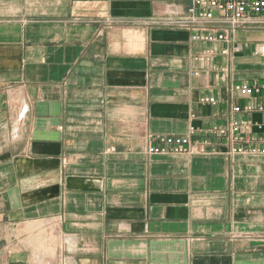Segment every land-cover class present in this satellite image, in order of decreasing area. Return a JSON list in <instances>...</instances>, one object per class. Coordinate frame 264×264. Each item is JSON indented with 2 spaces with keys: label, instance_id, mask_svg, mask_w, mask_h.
Masks as SVG:
<instances>
[{
  "label": "crops",
  "instance_id": "crops-1",
  "mask_svg": "<svg viewBox=\"0 0 264 264\" xmlns=\"http://www.w3.org/2000/svg\"><path fill=\"white\" fill-rule=\"evenodd\" d=\"M192 4L0 0V264H264V156L148 153L262 103L264 31L224 56L149 24Z\"/></svg>",
  "mask_w": 264,
  "mask_h": 264
},
{
  "label": "built area",
  "instance_id": "built-area-1",
  "mask_svg": "<svg viewBox=\"0 0 264 264\" xmlns=\"http://www.w3.org/2000/svg\"><path fill=\"white\" fill-rule=\"evenodd\" d=\"M152 26L185 30L191 33V41L208 45L225 44L221 55L230 54L229 46L236 53L244 50L242 44L234 43L238 31H264V0H193L192 7L185 15L163 20H154ZM256 55L264 57V43L255 47ZM217 53L205 50L198 53L195 60L209 62ZM197 73H193L196 75ZM241 98H261L256 106L234 105L230 111L229 124L226 127L215 126L209 137L193 141L187 137H163L156 145L148 149L150 155L164 153L190 154L195 156H264V124H252L241 118L242 114L264 113V83H242L236 87ZM215 104L216 99L206 100Z\"/></svg>",
  "mask_w": 264,
  "mask_h": 264
}]
</instances>
